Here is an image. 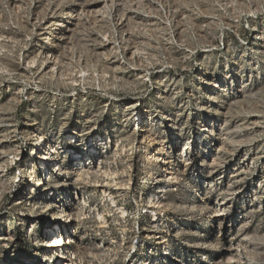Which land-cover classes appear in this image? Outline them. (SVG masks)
Listing matches in <instances>:
<instances>
[{"label": "rangeland", "instance_id": "374dc122", "mask_svg": "<svg viewBox=\"0 0 264 264\" xmlns=\"http://www.w3.org/2000/svg\"><path fill=\"white\" fill-rule=\"evenodd\" d=\"M63 261L264 264V0H0V264Z\"/></svg>", "mask_w": 264, "mask_h": 264}, {"label": "bare ground", "instance_id": "6f19581e", "mask_svg": "<svg viewBox=\"0 0 264 264\" xmlns=\"http://www.w3.org/2000/svg\"><path fill=\"white\" fill-rule=\"evenodd\" d=\"M102 162H103V160H101L100 163H102ZM175 178H176L175 174L173 172H169L168 182H171V183L175 182ZM107 186H111L109 182H107L104 187H107ZM161 191L164 192V191H166V189L160 190V192ZM103 192L107 193V190H104L103 189ZM109 195H112L111 200L113 201V203L115 205H117V208L119 210V214L121 215V217L128 216V210L125 207H121L120 205L117 204V200H116L117 197L112 192H109ZM218 216H220V215H218ZM106 223H107V221L104 220L102 222V224H101L100 227H102V228L105 227V224ZM63 234L64 233L62 231H57V232L52 233L50 239L47 241L49 243H45L46 248L49 249V247H55V246H62V245H64L65 242H63V238H62ZM107 237H109L107 239V242H109V243H112L114 241H117L116 240V237H114L113 235H110V236H107ZM71 242H73V239H71L69 237L68 241H66V244H70ZM49 251L54 252V249H49ZM58 264H68V263H67V261H63V262H59Z\"/></svg>", "mask_w": 264, "mask_h": 264}, {"label": "built area", "instance_id": "2783aa9c", "mask_svg": "<svg viewBox=\"0 0 264 264\" xmlns=\"http://www.w3.org/2000/svg\"><path fill=\"white\" fill-rule=\"evenodd\" d=\"M117 204L119 205L118 201H117ZM115 207H117V205H115ZM122 218H127V216L126 217H122ZM62 238H63V242H65V244L63 243L64 245H62V246H55V247H49V249H54V252H52V253L56 254V256L63 257V258L68 259L69 258V255H68V253H67V251L65 249L67 248L68 245L72 244V242L70 244H66V241H68V239H69V236L68 235L63 234ZM116 240L117 241H114L112 243H109L108 242V243L111 246H114L115 247L119 243V240L117 238H116ZM45 243H49V242H45ZM46 249L49 250L48 248H46Z\"/></svg>", "mask_w": 264, "mask_h": 264}]
</instances>
